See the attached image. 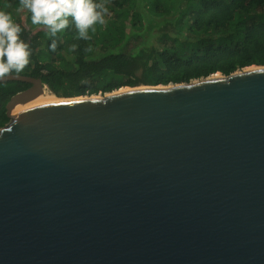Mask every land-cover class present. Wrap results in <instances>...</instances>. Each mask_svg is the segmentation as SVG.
Listing matches in <instances>:
<instances>
[{"label": "water", "instance_id": "95a60500", "mask_svg": "<svg viewBox=\"0 0 264 264\" xmlns=\"http://www.w3.org/2000/svg\"><path fill=\"white\" fill-rule=\"evenodd\" d=\"M0 127V264H264V64L23 107Z\"/></svg>", "mask_w": 264, "mask_h": 264}, {"label": "trees", "instance_id": "16d2710c", "mask_svg": "<svg viewBox=\"0 0 264 264\" xmlns=\"http://www.w3.org/2000/svg\"><path fill=\"white\" fill-rule=\"evenodd\" d=\"M142 1L155 17L169 15L174 10L173 0H95L108 9L105 23L94 25L95 31L89 30L90 39H81L71 22L55 37H49L42 28L30 36L26 25L16 21L15 11L22 8L20 0H0V12L11 14L22 28L21 38L31 49L30 63L19 74L41 77L48 91L58 96L81 95L87 90L89 94L97 93L100 87L81 84V80L92 70L115 67L117 56L103 58L105 64L94 62L85 71L81 70L82 63H73V56L85 57L99 46L103 51L122 47L130 40V32L144 31L145 14L139 8ZM176 27L198 38L183 40L176 36L170 44L161 40L171 37L165 33L161 45L153 44L147 56L146 50H140L136 57L146 56L142 59L146 83L188 81L217 71L228 74L247 65L264 64V0H186L178 11ZM53 39L57 43L55 50L49 47ZM67 47L72 49L70 58L63 53ZM78 71L84 73L79 76ZM138 81L131 77L125 84L134 86ZM25 86L19 80L0 82V127L9 120L6 104L10 97ZM119 86L111 84L103 90L111 91Z\"/></svg>", "mask_w": 264, "mask_h": 264}, {"label": "rangeland", "instance_id": "374dc122", "mask_svg": "<svg viewBox=\"0 0 264 264\" xmlns=\"http://www.w3.org/2000/svg\"><path fill=\"white\" fill-rule=\"evenodd\" d=\"M186 0H173V11L171 14L161 17H155L151 13L148 12V9L145 6V2L142 1L139 6L140 10L145 14V30L144 31H132L130 32L129 36L130 40L125 42L126 44L122 47H116L115 49H110L108 51H103L100 49V46L94 50V52L90 55H87L85 57L82 56H73L74 61L73 63H82L81 70H88L91 69L92 64L94 62H98L100 64H105L106 58L109 55H116L117 58L115 62V67L108 66V67H102L96 70H92L93 73H91L86 79L81 80V84H93L101 89L94 94L102 93L104 92L103 88H105L108 85H121L115 89H119L122 87H129L132 85L125 84L128 79L131 77L137 78L138 84L136 85H144L148 84L145 82V64L142 61L147 56V53L150 49V47L155 44L156 46H160V39L165 33H169L171 37H165L161 40H167L168 43H173L172 37L178 36L179 38H182L183 40H196L198 37L191 35L185 31H179L176 27V20L178 11L181 8V6L184 5ZM17 14L16 21L17 23H24L26 27L28 28V33L30 36H32L37 30L39 29H46L43 25L33 26L31 19L29 17V11L26 8L17 9L15 11ZM47 30V29H46ZM166 36V35H165ZM146 50V56L145 57H136L137 53L141 50ZM63 53L66 55L67 58L72 57V49L67 47ZM131 53V54H129ZM133 57H136L135 60H133ZM111 61V59H110ZM79 72V76L83 74L84 72ZM87 75V74H86ZM85 76V75H83ZM131 76V77H130ZM134 85V86H136ZM108 92V91H106ZM51 93L47 91V94ZM53 94V93H52ZM89 94L88 90L85 92V95ZM57 97H64V96H58L54 94Z\"/></svg>", "mask_w": 264, "mask_h": 264}, {"label": "clouds", "instance_id": "9594fccd", "mask_svg": "<svg viewBox=\"0 0 264 264\" xmlns=\"http://www.w3.org/2000/svg\"><path fill=\"white\" fill-rule=\"evenodd\" d=\"M20 6L31 13L32 24L46 27L49 37L67 29L71 22L79 38L90 39L89 30L95 31L94 25L104 24L108 12L95 0H20ZM21 32L10 13L0 12V81L21 73L30 63L31 49L21 38ZM49 47L56 49L54 39Z\"/></svg>", "mask_w": 264, "mask_h": 264}, {"label": "bare ground", "instance_id": "6f19581e", "mask_svg": "<svg viewBox=\"0 0 264 264\" xmlns=\"http://www.w3.org/2000/svg\"><path fill=\"white\" fill-rule=\"evenodd\" d=\"M138 86H145V84L144 85H138ZM122 88H124V87H122ZM60 99H65V97L60 98V97L55 96L52 93L47 94V92H46L45 94H41L40 96H38L37 98H35L34 100H32L28 103H24V102L17 103L14 106L12 113L16 112L17 110H19L23 107L29 106V105L42 103V102L56 101V100H60Z\"/></svg>", "mask_w": 264, "mask_h": 264}, {"label": "flooded vegetation", "instance_id": "af4514ba", "mask_svg": "<svg viewBox=\"0 0 264 264\" xmlns=\"http://www.w3.org/2000/svg\"><path fill=\"white\" fill-rule=\"evenodd\" d=\"M26 83V86L25 87H23L22 89H20L19 91H21V90H25V89H27L28 87H30L31 86V84L30 83H27V82H25ZM18 92V91H17Z\"/></svg>", "mask_w": 264, "mask_h": 264}, {"label": "built area", "instance_id": "2783aa9c", "mask_svg": "<svg viewBox=\"0 0 264 264\" xmlns=\"http://www.w3.org/2000/svg\"><path fill=\"white\" fill-rule=\"evenodd\" d=\"M44 85H45V90L47 92L48 91V86L46 84H44Z\"/></svg>", "mask_w": 264, "mask_h": 264}]
</instances>
